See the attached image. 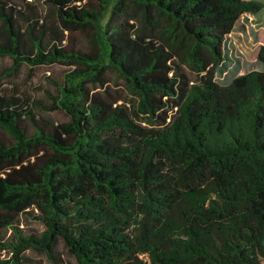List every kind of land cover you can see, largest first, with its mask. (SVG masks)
Instances as JSON below:
<instances>
[{"label": "trees", "instance_id": "trees-1", "mask_svg": "<svg viewBox=\"0 0 264 264\" xmlns=\"http://www.w3.org/2000/svg\"><path fill=\"white\" fill-rule=\"evenodd\" d=\"M263 8L0 0L5 75L66 66L49 109L68 116L0 93V264L61 249L78 264H264V70L216 78L239 18ZM23 214L45 229L25 233Z\"/></svg>", "mask_w": 264, "mask_h": 264}, {"label": "rangeland", "instance_id": "rangeland-1", "mask_svg": "<svg viewBox=\"0 0 264 264\" xmlns=\"http://www.w3.org/2000/svg\"><path fill=\"white\" fill-rule=\"evenodd\" d=\"M263 1L264 0H260ZM264 43V8L256 13L246 12L237 21L233 31L229 33L226 49L229 57L219 67L216 78L220 83H228L235 76L250 70H264V63L258 61L260 45ZM12 65V59L0 60V93L14 92L30 98V104L39 116L54 122L68 119L60 109H49L56 101L58 85L63 81L67 67L61 64L30 66L23 64L20 70L6 76V68ZM110 86L122 90L123 98H130L124 88L123 80L116 74L109 73ZM21 227L25 233L40 234L45 226L30 214L21 216ZM11 230L3 232L4 240L11 235ZM31 264H78L76 258L68 251L61 249V259L56 262L46 254L30 251ZM4 256V254L2 255Z\"/></svg>", "mask_w": 264, "mask_h": 264}]
</instances>
